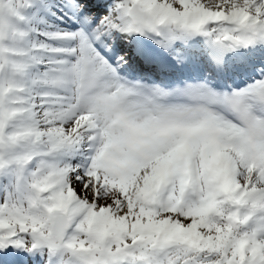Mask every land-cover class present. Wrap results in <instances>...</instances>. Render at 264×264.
<instances>
[{
	"label": "snow or ice",
	"instance_id": "1",
	"mask_svg": "<svg viewBox=\"0 0 264 264\" xmlns=\"http://www.w3.org/2000/svg\"><path fill=\"white\" fill-rule=\"evenodd\" d=\"M0 264H264V0H0Z\"/></svg>",
	"mask_w": 264,
	"mask_h": 264
}]
</instances>
